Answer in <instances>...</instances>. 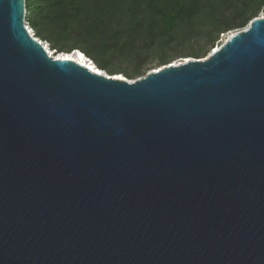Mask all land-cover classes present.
<instances>
[{
	"label": "water",
	"instance_id": "water-1",
	"mask_svg": "<svg viewBox=\"0 0 264 264\" xmlns=\"http://www.w3.org/2000/svg\"><path fill=\"white\" fill-rule=\"evenodd\" d=\"M25 12L0 0V264H264V14L122 78Z\"/></svg>",
	"mask_w": 264,
	"mask_h": 264
},
{
	"label": "trees",
	"instance_id": "trees-1",
	"mask_svg": "<svg viewBox=\"0 0 264 264\" xmlns=\"http://www.w3.org/2000/svg\"><path fill=\"white\" fill-rule=\"evenodd\" d=\"M256 2L264 5V0H25L24 18L52 50L78 49L100 69L135 78L145 74L150 50L169 46L180 30L208 35L213 45L219 32L248 24L258 14L246 15ZM168 62L164 54L162 63Z\"/></svg>",
	"mask_w": 264,
	"mask_h": 264
},
{
	"label": "rangeland",
	"instance_id": "rangeland-1",
	"mask_svg": "<svg viewBox=\"0 0 264 264\" xmlns=\"http://www.w3.org/2000/svg\"><path fill=\"white\" fill-rule=\"evenodd\" d=\"M255 10L258 11L257 15L264 14V5L261 2H256L254 4H251V8L248 10L246 15H248V13H251ZM234 30L235 29L219 32L218 39L213 43V45L207 42L208 35L191 34L189 36L186 30H183L184 32L180 30L176 37L177 39L175 42L171 43L169 46L165 47L164 49L155 48L150 50L149 56L146 57L145 64L142 66V71L158 63H161L164 54L168 55L170 58H175L181 56L194 55V53L199 50L201 52L200 54L205 53L204 50L207 47L210 49L211 45L214 46L216 43H218L220 40H222L224 37H226L230 32ZM123 67H126V64ZM120 74H122L125 78H128L125 76L124 73H120Z\"/></svg>",
	"mask_w": 264,
	"mask_h": 264
},
{
	"label": "bare ground",
	"instance_id": "bare-ground-1",
	"mask_svg": "<svg viewBox=\"0 0 264 264\" xmlns=\"http://www.w3.org/2000/svg\"><path fill=\"white\" fill-rule=\"evenodd\" d=\"M29 32H33V31L30 29ZM229 34H230V33H229ZM47 49H48V51H51L50 48H47ZM51 53H55L54 50H52ZM70 54L76 55V56H78V57H80V58L86 60V59H85V56L83 55V53H81V51H80L79 53H77V54H74V53H67V54H66V53H64V52H63V53H59V55H70ZM116 75H118V76L124 78V76H123L122 74H116Z\"/></svg>",
	"mask_w": 264,
	"mask_h": 264
},
{
	"label": "built area",
	"instance_id": "built-area-1",
	"mask_svg": "<svg viewBox=\"0 0 264 264\" xmlns=\"http://www.w3.org/2000/svg\"><path fill=\"white\" fill-rule=\"evenodd\" d=\"M24 26L28 29V31L30 30V27L26 21H24ZM30 33L33 35V32H30Z\"/></svg>",
	"mask_w": 264,
	"mask_h": 264
}]
</instances>
